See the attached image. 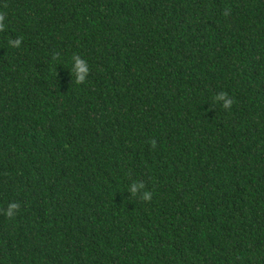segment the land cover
Segmentation results:
<instances>
[{
	"label": "trees",
	"instance_id": "1",
	"mask_svg": "<svg viewBox=\"0 0 264 264\" xmlns=\"http://www.w3.org/2000/svg\"><path fill=\"white\" fill-rule=\"evenodd\" d=\"M0 14V264H264V0Z\"/></svg>",
	"mask_w": 264,
	"mask_h": 264
},
{
	"label": "clouds",
	"instance_id": "2",
	"mask_svg": "<svg viewBox=\"0 0 264 264\" xmlns=\"http://www.w3.org/2000/svg\"><path fill=\"white\" fill-rule=\"evenodd\" d=\"M6 27V19L3 14H0V31H3ZM8 44L12 48H20L22 44V37L16 39H9ZM70 69L74 73V81L77 84L84 83L90 72L89 63L81 55L73 54L70 58ZM212 100L215 104L220 105L223 109L231 111L234 99L229 97L227 93L220 91L216 93ZM131 196H135L138 192H141L142 199L144 201H150L152 199V192L144 190V184L140 181H133L127 188ZM18 209L16 202H9L6 207L0 208V213L8 218L15 216Z\"/></svg>",
	"mask_w": 264,
	"mask_h": 264
}]
</instances>
